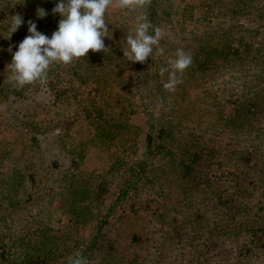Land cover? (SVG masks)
Wrapping results in <instances>:
<instances>
[{
  "label": "rangeland",
  "instance_id": "1",
  "mask_svg": "<svg viewBox=\"0 0 264 264\" xmlns=\"http://www.w3.org/2000/svg\"><path fill=\"white\" fill-rule=\"evenodd\" d=\"M154 1L163 56L128 62L125 38L150 7L112 6L106 53L14 88L6 66L28 21L51 37L59 0H0V264H58L51 254L87 243L99 226L90 264H264V0ZM14 15L24 23L7 39ZM177 49L192 63L169 92L159 69ZM68 169L82 185L72 204L58 188ZM132 172L138 190L127 188ZM37 227L46 245L27 233Z\"/></svg>",
  "mask_w": 264,
  "mask_h": 264
},
{
  "label": "clouds",
  "instance_id": "2",
  "mask_svg": "<svg viewBox=\"0 0 264 264\" xmlns=\"http://www.w3.org/2000/svg\"><path fill=\"white\" fill-rule=\"evenodd\" d=\"M152 0H59L53 8L54 14H59L61 19L58 29L51 37L37 31V25L28 21V33L18 49L12 53V60L6 66L9 80L14 88H22L39 82L47 83L48 72L53 65L67 66L74 61L84 58L89 51L93 53H106L109 48L105 46L104 39L109 32V25L105 21L107 10L115 6L122 12H133L146 9ZM17 4V3H15ZM14 4V5H15ZM43 8L37 9V18L47 16ZM24 23L20 15L9 18L7 39L17 32ZM152 29L150 34L149 30ZM109 38V37H108ZM163 31L154 28L146 14L136 17L134 33L126 39V48L123 57L131 63L143 64L152 56L154 50L157 55L163 56L164 49L160 47ZM12 52L11 48L8 49ZM175 59L168 60V67H161L159 74L168 73V79L163 87L166 91H175L183 81L178 73H184L192 63L190 54L183 49H177ZM68 264H90L87 258L79 253L68 257Z\"/></svg>",
  "mask_w": 264,
  "mask_h": 264
},
{
  "label": "trees",
  "instance_id": "3",
  "mask_svg": "<svg viewBox=\"0 0 264 264\" xmlns=\"http://www.w3.org/2000/svg\"><path fill=\"white\" fill-rule=\"evenodd\" d=\"M151 4L152 5H155L156 6V3H155V1L154 0H152V2H151ZM152 5H150L149 7L150 8H148L149 10H147V12H146V14H147V17H148V20L151 22V24L153 25V24H156L157 25V23H156V18H158V13L156 12V8H155V6H153L152 8H151V6ZM154 29V28H153ZM152 30V29H151ZM248 47V46H247ZM262 98V97H261ZM263 99V98H262ZM87 112V114H89L88 113V111H86ZM254 118H255V116H253ZM160 123H161V125L160 126H162V128L164 129V126H168L169 127V125H168V122L167 121H159ZM247 125H248V122H247ZM163 131H165V130H163ZM260 131H264V129L263 130H260ZM258 133H259V131H257ZM145 146H147V149H148V152L150 151L149 150V148H150V143H148L147 142V144L145 145ZM254 148V147H253ZM61 154H62V152H61ZM64 155L62 154L61 155V157H63ZM198 155H194V156H192L191 158H188V159H186L183 163H184V165H185V167H184V169L187 171V172H189L191 169H190V165H188V164H191V163H193V162H198ZM70 159V158H69ZM194 164V163H193ZM46 164L45 163H42V164H40V169L41 170H43L44 171V169H45V167H47V166H45ZM188 165V166H187ZM116 169V168H115ZM56 170H60L59 168H56ZM117 170V169H116ZM40 172V170H37V173H39ZM47 172V171H46ZM78 172V170H66V171H63L62 172V174L64 175V177H63V181H64V183L62 182L60 185H59V187L58 188H61V190H62V195H64V197H65V200H67V202L68 203H70L71 202V204L73 203V200H74V198H75V194L78 192V191H76L75 190V188H76V186H81L82 187V185H78V183H77V173ZM77 173V174H76ZM122 173V172H121ZM35 176V178L37 179V178H39L37 175H34ZM34 176H33V178H34ZM131 176H132V180L130 179V184L127 186V188H131V189H133V188H135V190H138L139 188H138V180H137V177L134 179V176H133V172L131 173ZM121 178H123V177H121ZM74 180H76L75 181V183H72V182H74ZM43 183V181L40 183V186H41V184ZM95 183H97V182H95ZM73 184H77L76 186L75 185H73ZM37 186V185H36ZM39 186V187H40ZM89 186H90V184H89ZM107 188V186H106V184H104V182H102L101 181V183L99 184H97V189H96V186L95 185H92L91 186V190L94 192V197L100 192V191H104L105 189ZM91 190H89V192H91ZM124 191H121V193H123ZM87 194H89V193H87ZM84 195V194H83ZM121 196V194L119 195V197ZM26 201L28 202V203H31L30 205H34L35 204V201H34V199L32 198V197H30L29 195H26L25 196V203H26ZM114 204V203H113ZM121 201H117V202H115V204L114 205H112V207L115 209V208H120L121 207ZM34 210L35 211H38L35 207H34ZM38 213V212H37ZM36 214V213H35ZM49 214V213H48ZM110 215V213H107V215H105L104 216V218H103V224L104 223H106V221L108 222V216ZM36 218V223L38 224V221L41 223V221H42V219H40L39 217H38V215H36L35 216ZM43 223H41V225H42ZM45 229H48L47 228V226H45ZM101 228H100V226L99 227H97L96 228V230L93 232V235H91L88 239H87V243H81V242H77V245L74 247V248H72V250L71 251H64V252H62V254H51V256L55 259V261L56 262H59L60 260V262L58 263V264H68V257L69 256H72V255H74V254H76V253H78L79 251H80V247L81 246H83L82 247V253H81V255L82 256H84L85 258H89L88 260H92V262H93V259H97L98 258V256L99 255H97L96 253H95V251H94V249H96V251L98 250V246L99 245H97V243H98V241L101 239V237H102V235L100 234L102 231H99ZM28 234H30L33 238H35V237H37V238H39L40 240H41V242H43L45 245H46V243H48V238L47 237H49L50 235L46 232V231H44L43 229H39L38 227L36 228V229H32L31 230V232L30 231H28L27 232ZM2 240L4 241V240H6V237H2ZM1 243V242H0ZM3 244V243H2ZM5 246L3 245V248H4ZM54 249H57V246L56 245H54ZM99 250L101 251V246H99ZM0 251L2 252V253H5L2 249H0ZM92 252V253H91ZM88 254V255H87ZM90 255H92L91 257H89ZM91 258V259H90ZM8 260V257H4V256H1L0 255V261H4V262H6ZM15 264H17V263H15Z\"/></svg>",
  "mask_w": 264,
  "mask_h": 264
}]
</instances>
